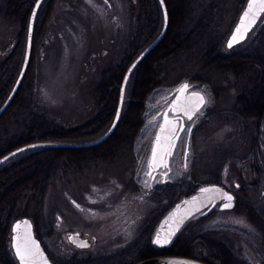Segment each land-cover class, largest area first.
Instances as JSON below:
<instances>
[{"label":"rangeland","instance_id":"374dc122","mask_svg":"<svg viewBox=\"0 0 264 264\" xmlns=\"http://www.w3.org/2000/svg\"><path fill=\"white\" fill-rule=\"evenodd\" d=\"M246 1L182 0L185 16L174 27L184 48L160 65L161 82L146 99L142 131L124 147L119 145L112 156L61 157L48 166L45 182H32L35 185L23 190L15 205L21 213L17 218L28 216L35 222L37 236L55 263L62 264L79 253L93 259L89 264H121V256L132 250L145 231L153 239L161 218L182 197L210 183L232 188L235 181H244L240 171H252L253 188L246 196L237 190L241 201L237 208L221 212L216 206L188 223L196 225L192 234L211 236L208 251L203 250L202 237L194 238L197 252L210 251L218 258L225 255L229 264H264V125L263 116L256 114L264 101V14L246 40L226 47ZM6 4L7 0H0V61L11 51L17 34L16 24L4 15ZM136 11L135 0H56L42 39L32 52L33 77L23 96L24 106L14 118L1 123L0 147L28 135L31 124H42L34 116H46L66 128L93 117L98 109L94 85L105 69L132 52ZM218 54L247 61H240L239 66L234 61L231 69L218 68L213 64ZM189 79L206 89L209 108L195 120L186 168H182V139L177 152L181 161L166 189L161 179L147 175L150 150L164 99ZM99 136L89 135V141ZM37 149L8 158L0 168H9ZM186 177L189 181L183 180ZM70 232L86 234L92 244L79 249L66 238ZM127 255L131 260L136 253Z\"/></svg>","mask_w":264,"mask_h":264},{"label":"trees","instance_id":"16d2710c","mask_svg":"<svg viewBox=\"0 0 264 264\" xmlns=\"http://www.w3.org/2000/svg\"><path fill=\"white\" fill-rule=\"evenodd\" d=\"M137 4L136 11V28L135 33L130 40V48L132 52L125 55L121 62L117 65L105 69L103 76L94 85V97L97 104V112L93 117L85 121L66 128L57 126L50 122L48 117L38 115L34 116L42 121V124L29 127L28 135H20L13 139V142H8V147H0V156L4 153L18 147L22 144L35 140H65V141H88L89 135L101 133L102 130L109 128L111 125L120 93V86L127 67L132 60L141 52L147 45L156 38L163 26V14L158 0H135ZM168 9L169 25L168 30L161 42L153 49L137 66L132 73L126 88V100L124 102L121 117L116 130L111 137L101 144L88 148H61V147H43L33 150L29 154H25L19 159L12 162L8 168H0V263L1 264H19L17 258L12 251L11 246V226L13 219L20 216V211L15 209L18 202V197L23 190L29 185L45 182L48 175L50 165L53 161L61 157L77 159H99L105 157L115 151L119 145L123 147L130 143L138 133L142 131L145 110L147 108L146 99L160 85L161 77L159 73L160 65L173 52H181L183 44L180 41V34L175 30L177 20L184 19L185 7L182 6V0H164ZM56 0H44L37 13L32 52L36 49L37 44L42 39L46 29L50 15L54 10ZM35 0H7L5 14L17 26V34L11 51L5 55L6 57L0 61V106L8 96L13 84L17 79V75L21 69V61L24 60L27 42L28 22ZM185 46V45H184ZM214 58V66L218 68L233 67L234 61L239 66L242 62L247 61V58H230V55L218 54ZM212 60V61H213ZM32 62L31 61L23 79V82L17 92L15 98L11 102L5 112L0 116V125L6 119L14 118L24 106V93L28 85L32 82ZM264 113V101L256 112L258 118ZM33 117V116H32ZM36 128L37 130H35ZM41 129V130H40ZM40 130V131H39ZM35 133V134H34ZM102 135V134H101ZM262 133V140H263ZM115 153V152H113ZM112 156V153L110 154ZM109 155V156H110ZM52 161V162H51ZM262 166H264V161ZM264 168V167H263ZM36 174H38L36 176ZM44 178V180H43ZM35 185V184H34ZM245 192V190H242ZM184 228L180 230L174 240L166 246H157L152 243L151 235L145 231L140 237L139 242L133 246L132 250L121 256V264H132L134 262L158 255H186L204 260L210 264H229L230 260L227 256L217 257L218 255L209 253H199L194 248V238L187 239L183 234ZM143 237V241L141 238ZM202 239L205 247L203 250L209 249L207 244L208 234H202ZM193 241V242H192ZM212 241V240H211ZM213 242V241H212ZM215 242V241H214ZM216 245V244H215ZM214 246V245H213ZM136 253L134 259L128 260L129 252ZM222 251V250H221ZM219 252V251H218ZM224 252V251H222ZM220 253V252H219ZM222 254V253H221ZM224 254V253H223ZM119 256V255H118ZM216 256L218 258L215 260ZM221 256V255H220Z\"/></svg>","mask_w":264,"mask_h":264},{"label":"water","instance_id":"95a60500","mask_svg":"<svg viewBox=\"0 0 264 264\" xmlns=\"http://www.w3.org/2000/svg\"><path fill=\"white\" fill-rule=\"evenodd\" d=\"M43 1L44 0H35L34 6L32 8L31 13L35 12L36 15H35V17H33V15L30 14V17H29L28 30H27V42H26V50H25V54H24L25 55L24 60H23L21 69L19 71V74L17 75V79H16L15 83L13 84V87L11 88L8 96H6L4 102L0 106V116L5 112V110L8 108L7 106H9L11 104V102L13 101V99L15 98V96H16L17 92L19 91V88L23 82V79L26 75V72L28 70V67H29V64L31 61V55H33L32 54L33 37H34L33 33H34V28H35L36 17H37V13H38L39 8H40L41 4L43 3ZM37 4L39 5V7L36 6ZM247 5H248V0L246 1V3H245V5H244V7H243V9L239 15V18H238L236 24L234 25L232 31L230 32V34H228V38L226 40V47L227 48H228L229 40H231L232 35L235 34L236 27L240 25V18L243 16V13L248 10ZM160 7L162 10V14L166 10L167 19L165 21V17L163 15V26H162V29L159 32V34L156 36V38L154 40H152L147 45V47H145L141 52H139L137 54V56L132 60V62L127 67V69H126L127 71H125L122 82H121L119 100H118L114 119H113L111 125H109V128L102 135H100L96 139H93L90 141L89 140L88 141H58V140H35V141H31V142L22 144L18 147H15L12 150L8 151L6 154L2 155L0 157V165L4 161L8 160V158L13 157L14 156L13 154L16 155V154L23 152L25 150H28V149L43 148V147L88 148V147L96 146L100 143H103L108 138H110L111 135L113 134V132L116 130L117 125L119 123V120H120V117L122 114L121 111L123 110V105H124V102L126 100L125 94H126L127 84H128V81H129L132 73L137 68L139 63L153 49H155V47L161 42V40L164 38V36L168 30L169 15H168V9L166 7L165 1H164L163 6L160 5ZM255 10L256 9L254 7V11ZM263 14L264 13L258 14V18L256 20L255 25L251 28V30L247 31L245 38L241 42L246 40L249 33L254 29V27L260 21ZM241 42H239V43H241ZM239 43L234 44V46L238 45ZM133 65H135L134 68H133ZM130 69H131V71H129ZM185 84L188 85V88L183 92L179 91L182 88V86ZM189 88H190L189 82L186 80L181 82L178 86H176L175 96H174L173 100L171 101V103L164 110L163 115H162V119H160L161 122L156 129V132H155V135H154V138L152 141V147L150 150L151 152L149 155L148 167H147V175H148V173H151V175H148V176H150V178H152V179L155 178V175L157 173L156 171H158L161 168L162 169L166 168L165 165H167V167L169 166L170 157L172 155L171 154L170 156H167V155H165V153L163 151V149L165 147V141H164L163 137L166 135V133L161 132V126H164L165 128L171 127V124H168V125L165 124V115H167L169 121H175L177 128H179L180 120H177L176 118L178 116H175V115H177L178 113H182V112H180L179 109H177L176 112H173L172 111L173 106L177 102H179V104L183 107L194 108L196 106V99H195L194 94H196L197 96L198 95L204 96V94L201 93L200 91L187 93V90ZM121 97H122V99H121ZM170 109H171V112L173 113L172 115H171V113L169 114ZM117 113H119L118 118H117ZM184 117L185 116L182 113L180 118L182 119L181 125L183 127H184V121H183ZM113 125H115V126L113 127ZM263 125H264V115H263ZM180 133H181V131H178L176 133L177 138L174 141L175 145H176V142H177V139H178ZM263 135H264V126H263ZM157 136L161 137V143L159 146L156 143V137ZM33 146H35V147H33ZM174 148L172 150V153L174 152ZM21 149H23V151H20ZM154 151L156 153L155 158L153 157ZM202 188L210 189V191L201 192ZM217 189H219L221 192H227L228 194L233 196V194L231 192H229L227 189H225L220 184L210 183V184L203 185L196 193H193L192 195H189L187 197H184V198L178 200L172 206V208L161 218V220L157 226L156 232L153 236L152 241L154 240L157 233H159L163 237V236L167 235L169 232H175V235H173L171 237V242H172V240L176 236V233L179 232V230L183 227V225L186 223V221H188L193 215L197 214L198 212H200L204 208H206L208 206L212 207L213 205H215L220 200V194L216 191ZM193 198H196V199L194 200ZM197 209H199V211ZM17 223H19L21 225V228H20L21 233H23L25 230H27L28 232L31 233L32 238L39 243V248L42 252L43 258L47 259L48 264H53V262L51 261V259L48 256L46 250L44 249L42 242L40 241V239L35 234V231L33 229L34 226H33L32 219L28 216H23L22 218L15 219V221L12 224V238L15 235L14 226ZM70 239L75 244H77L78 246L81 244H84V243H86L88 245V241L85 238L78 237V236L77 237L76 236H74V237L70 236ZM169 244H167V245H169ZM11 245H12V241H11ZM164 246H166V245H164ZM159 247H161V246H159ZM17 261H19V259ZM168 261L174 262V264H210V263H208L204 260L198 259V258H194L191 256H186V255H178V254L177 255L153 256V257H149L146 259L139 260V261H137V263L135 262L133 264H162V262H168ZM19 263H20V261H19Z\"/></svg>","mask_w":264,"mask_h":264},{"label":"snow or ice","instance_id":"6c2138e0","mask_svg":"<svg viewBox=\"0 0 264 264\" xmlns=\"http://www.w3.org/2000/svg\"><path fill=\"white\" fill-rule=\"evenodd\" d=\"M159 4L163 6L164 0H158ZM39 7V5H36ZM248 10L243 13V16L240 18V25L236 27L235 34L232 35L231 40L228 42V48H233L234 44L241 42L245 36L247 31L251 30V28L255 25L256 20L258 18L259 13H264V0H248ZM255 7V11H254ZM33 17H35L36 13H32ZM163 15L165 17V21L167 19V12L166 10L163 12ZM135 65H133V68ZM131 71V69L129 70ZM188 88V85L185 84L182 86V88L179 90L181 92L185 91ZM196 98V106L194 108L189 107H183L177 102L173 108L172 111L176 112L177 109H179L180 112L183 113L184 116L188 118L189 121H194V117L197 115L203 114V109L206 107V105L209 103L208 100L205 99L203 95H196L194 94ZM122 99V97H121ZM119 117V113H117V118ZM177 120L180 119V117L176 118ZM165 124H171V127L165 128L164 126H161V132L166 133V135L163 137L165 141V147L163 149L165 155L170 156L172 154V150L175 147V139L176 133L178 131L184 132L185 134V141L187 138L191 135V129L192 124H189L187 130L184 129V127L181 125L179 128H177L175 121H169L167 115H165ZM115 125H113L114 127ZM156 143L159 146L161 143V137H156ZM35 147V146H33ZM20 151H23L21 149ZM15 155V154H13ZM155 151L153 152V157L155 158ZM167 167V165H165ZM148 175H151V173H148ZM166 175V174H165ZM237 187H239L237 185ZM210 189L202 188L201 192H208ZM220 194V199L225 200L226 202L222 204L223 209H231L233 204V196L228 194L227 192H221L219 189L216 190ZM194 200L196 198H193ZM199 211V209H197ZM182 222V221H181ZM21 225L17 223L14 226V232L15 235L12 238V248L15 252V256L19 259L20 264H48L47 259L43 258L42 252L39 248V243L35 241L31 233L25 230L23 233L20 232ZM175 235V232H169L165 236H161L159 233L156 234L154 240L152 243L158 245V246H164L171 242V237ZM88 245L86 243L79 245V247H87ZM162 264H174V262L168 261V262H162Z\"/></svg>","mask_w":264,"mask_h":264},{"label":"flooded vegetation","instance_id":"af4514ba","mask_svg":"<svg viewBox=\"0 0 264 264\" xmlns=\"http://www.w3.org/2000/svg\"><path fill=\"white\" fill-rule=\"evenodd\" d=\"M185 81V80H184ZM186 81H188L189 82V85H190V88L187 90V93H189V92H197V91H200L201 93H203L204 94V96H205V99L206 100H208L209 102H210V99H209V97H208V94H207V91H206V89H204V88H202V87H198V85L196 84V83H193V82H191L190 81V79L189 80H186ZM183 82V81H182ZM176 88V87H175ZM175 88L171 91V92H169V94L166 96V98L164 99V101H165V103H166V105H165V107H164V109H162L163 110V112H164V110L166 109V107L171 103V101L173 100V98H174V96H175ZM196 99V98H195ZM208 105H209V103L206 105V107L203 109V114L205 113V110H206V108H209L208 107ZM163 112H162V115H163ZM171 113V115L173 114L172 112H171V109H170V111H169V114ZM159 114V113H158ZM181 115H182V113H178L177 115H175V116H178V117H181ZM200 115H197L196 117H194V121L195 120H199L200 118H198ZM202 116V115H201ZM196 118V119H195ZM161 119H162V116H161ZM156 120V119H155ZM180 120V124H179V127H180V125H181V123H182V119L180 118L179 119ZM183 121H184V129L185 130H187V128H188V126H189V124H192V129H191V134H192V132H193V128H195V124H196V121L193 123L192 121H189L188 120V118L185 116L184 118H183ZM160 122H161V120H160ZM160 124V123H159ZM262 133H263V129H262ZM190 137H191V135L187 138V140L185 141V149H183L184 150V152H183V156H182V162H183V164H182V168H186V166H187V160H188V158H189V153H190ZM182 139L183 140H185V134H184V132H181L180 133V135H179V137H178V139H177V142H176V145H175V148H174V152L172 153V155H171V157H170V163H169V166L168 167H166V168H164V169H159L158 171H156L157 173H156V175H155V180H159V179H161V182L164 184L163 185V187H166V189H167V187L168 186H170L171 184H172V182H173V176H174V170L176 169L175 168V166H176V164H178L180 161H181V159H179V158H177L178 157V155H177V152H178V149H179V147H180V143H181V141H182ZM241 173V175H242V180H244L243 181V183H241V182H238V181H235V184H234V187H228L227 185H223V184H220V185H222L225 189H227L229 192H231L232 194H233V198H234V200H233V204H234V206L231 208V209H223L222 208V204L223 203H225L226 201L225 200H219L215 205H213L212 207H206V208H204L203 210H201L199 213H197V214H195V215H193L189 220H191L192 218H194V217H196V218H198V217H201V216H203V215H205L206 213H208L210 210H212L214 207H218V210H220L221 212H226V211H230V210H232V209H234V208H237L238 207V204H240L241 203V201H240V199H239V194H238V192H237V190H241V192H242V190H245V196L248 194V190L249 189H251V188H253L252 187V176L249 174V173H252V171H250V172H246V174H245V172H243V171H240ZM166 174V175H165ZM245 175L247 176V177H245ZM250 175V176H249ZM152 179V178H151ZM183 180H186V181H189V177H186L185 179H183ZM217 184H219V183H217ZM237 185L239 186V187H237ZM156 186H158V185H156ZM203 185H201V186H199V187H197V189L195 190V192H193V193H196L201 187H202ZM192 193V194H193ZM189 195H191V194H189ZM188 195V196H189ZM187 197V196H186ZM242 206L244 207H246L247 205H246V203L244 202L243 204H242ZM250 213H252L251 211H250ZM189 220L187 221V223H186V225L184 226V227H186V229L188 228V230H187V232H186V235H187V239L189 240H191V239H193V238H196V237H201V233H196L195 234V232H193V234L191 233L192 232V230L194 231V229H195V227H196V225H192V226H190L189 225ZM226 221V220H225ZM32 222H33V226H34V231H35V234L37 235V232H36V224H35V222L32 220ZM191 222V221H190ZM198 232H201V231H198ZM191 233V234H190ZM190 234V235H189ZM70 236H78V237H82V238H85V239H87V241H88V246L87 247H79L77 244H75L71 239H70ZM190 236H191V238H190ZM67 239H68V241L71 243V244H73V245H75L76 247H78L79 249H86V248H89V246L92 244V242H91V240H90V237H88L86 234H81L80 232H77V233H74L73 234V232H70L68 235H67V237H66ZM44 245V244H43ZM44 249H46L45 248V245H44ZM47 250V249H46ZM222 251H225V253L228 251V249L227 248H224L223 247V249H222ZM47 253H48V255H49V257H50V259H51V261L53 262V264H58V263H55V260H53L52 259V257H51V255L49 254V252H48V250H47ZM79 255V253H75V255L73 254V255H71V256H69V258L68 259H66V262H64V260H63V263L64 264H85V263H87V264H89V262L91 261H93V259H89V257H80V256H78ZM90 260V261H89ZM62 263V264H63Z\"/></svg>","mask_w":264,"mask_h":264}]
</instances>
